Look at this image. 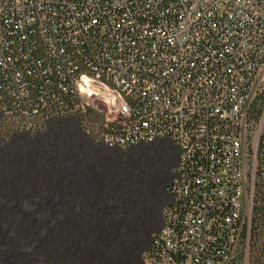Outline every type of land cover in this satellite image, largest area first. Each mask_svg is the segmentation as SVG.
Returning a JSON list of instances; mask_svg holds the SVG:
<instances>
[{"label": "built area", "instance_id": "1", "mask_svg": "<svg viewBox=\"0 0 264 264\" xmlns=\"http://www.w3.org/2000/svg\"><path fill=\"white\" fill-rule=\"evenodd\" d=\"M262 95L264 0H0L12 131L78 116L112 145L180 147L147 264H225L242 247L247 264Z\"/></svg>", "mask_w": 264, "mask_h": 264}, {"label": "crops", "instance_id": "2", "mask_svg": "<svg viewBox=\"0 0 264 264\" xmlns=\"http://www.w3.org/2000/svg\"><path fill=\"white\" fill-rule=\"evenodd\" d=\"M180 158L170 139L122 147L78 116L53 117L0 134V205L57 231L34 264H146Z\"/></svg>", "mask_w": 264, "mask_h": 264}, {"label": "trees", "instance_id": "3", "mask_svg": "<svg viewBox=\"0 0 264 264\" xmlns=\"http://www.w3.org/2000/svg\"><path fill=\"white\" fill-rule=\"evenodd\" d=\"M253 109L254 118L259 120L264 112V95L255 101ZM92 118L94 120L98 119L97 117ZM10 132L14 131L11 130L8 123L0 116V134L6 135ZM256 161V191L247 264H264V125L256 151ZM46 225L47 224L43 223L41 219L32 220L29 224V227L25 231L28 233L24 234L25 240L23 241L30 244L31 249H35L37 245L39 246L37 242L45 237L46 231L42 227ZM245 252V248L242 247L237 253V256L225 264H246Z\"/></svg>", "mask_w": 264, "mask_h": 264}, {"label": "rangeland", "instance_id": "4", "mask_svg": "<svg viewBox=\"0 0 264 264\" xmlns=\"http://www.w3.org/2000/svg\"><path fill=\"white\" fill-rule=\"evenodd\" d=\"M13 209L0 205V264H34L38 255L48 251L52 237L57 231L43 228L46 231L45 237L37 242L39 246L31 249L30 244L23 241L24 234L28 233L25 231L31 221L38 220L39 216L19 213Z\"/></svg>", "mask_w": 264, "mask_h": 264}]
</instances>
